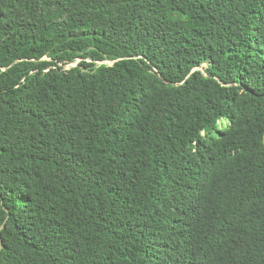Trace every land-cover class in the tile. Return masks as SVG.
Instances as JSON below:
<instances>
[{
	"label": "trees",
	"instance_id": "obj_1",
	"mask_svg": "<svg viewBox=\"0 0 264 264\" xmlns=\"http://www.w3.org/2000/svg\"><path fill=\"white\" fill-rule=\"evenodd\" d=\"M263 257L264 0H0V264Z\"/></svg>",
	"mask_w": 264,
	"mask_h": 264
},
{
	"label": "rangeland",
	"instance_id": "obj_2",
	"mask_svg": "<svg viewBox=\"0 0 264 264\" xmlns=\"http://www.w3.org/2000/svg\"><path fill=\"white\" fill-rule=\"evenodd\" d=\"M74 63H76V62H74ZM107 63H111V62H110V61H108ZM70 66H72V64H71Z\"/></svg>",
	"mask_w": 264,
	"mask_h": 264
},
{
	"label": "bare ground",
	"instance_id": "obj_3",
	"mask_svg": "<svg viewBox=\"0 0 264 264\" xmlns=\"http://www.w3.org/2000/svg\"><path fill=\"white\" fill-rule=\"evenodd\" d=\"M222 80H223V79H222ZM246 256H247V254H246ZM254 256H255V255H254ZM263 258H264V257H263ZM251 263H252V262H251ZM251 263H250V264H251ZM262 263H263V262H262Z\"/></svg>",
	"mask_w": 264,
	"mask_h": 264
},
{
	"label": "built area",
	"instance_id": "obj_4",
	"mask_svg": "<svg viewBox=\"0 0 264 264\" xmlns=\"http://www.w3.org/2000/svg\"><path fill=\"white\" fill-rule=\"evenodd\" d=\"M68 66V65H67Z\"/></svg>",
	"mask_w": 264,
	"mask_h": 264
}]
</instances>
